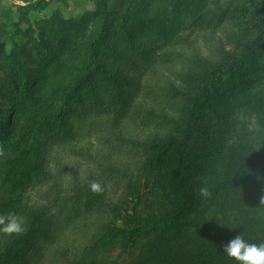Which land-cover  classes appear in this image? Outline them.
I'll list each match as a JSON object with an SVG mask.
<instances>
[{"label":"rangeland","instance_id":"374dc122","mask_svg":"<svg viewBox=\"0 0 264 264\" xmlns=\"http://www.w3.org/2000/svg\"><path fill=\"white\" fill-rule=\"evenodd\" d=\"M263 58L264 0H0V215L25 221L0 263L211 264L216 240L264 243V207L210 190L264 176ZM129 207L166 240H124Z\"/></svg>","mask_w":264,"mask_h":264},{"label":"trees","instance_id":"16d2710c","mask_svg":"<svg viewBox=\"0 0 264 264\" xmlns=\"http://www.w3.org/2000/svg\"><path fill=\"white\" fill-rule=\"evenodd\" d=\"M42 6L40 1H36L35 3L29 5L30 9H39ZM105 25V23H104ZM245 61H247V57L241 55L235 60L231 61L227 68H236L241 66ZM264 63V58L262 59ZM264 70V66L262 68ZM198 100V98H197ZM197 100H193L192 104H190L185 117L183 118V136L184 138L190 136V131L192 128V119L195 113V107L197 104ZM0 139L3 141H7L12 143L6 137V134L2 130L0 126ZM16 150H20V147L14 148ZM218 183H215L211 186V193L213 195L214 203L220 206L228 207L235 209L238 208H254L257 211L261 210V207H264V176H252V175H243V178L240 180L238 186L232 192H222ZM138 203L133 204L131 210L133 211ZM130 207L124 213H121L118 217L117 231L120 236L128 241L133 242L136 238L147 232H154L158 237L166 240L165 235L167 233L169 223L164 219H156V220H146L143 222H135L131 218V214L128 211H131ZM172 216V214H171ZM225 228V227H224ZM14 234V233H13ZM231 239V238H230ZM229 240V238H228ZM228 240L221 241L216 240V246L214 248V256L215 260L211 262V264H239L237 260L233 257H229L224 251L222 245L226 243ZM24 241V238L20 235L16 238H12L9 241L4 243V250L0 254V259H6L14 246H17L20 242ZM221 242V244H219ZM6 249V250H5ZM6 264V263H0Z\"/></svg>","mask_w":264,"mask_h":264},{"label":"clouds","instance_id":"9594fccd","mask_svg":"<svg viewBox=\"0 0 264 264\" xmlns=\"http://www.w3.org/2000/svg\"><path fill=\"white\" fill-rule=\"evenodd\" d=\"M93 192H101L102 185L98 181L90 183ZM207 195L205 189L201 190ZM264 199V197H262ZM25 221L14 213L0 215V232L7 234L20 233L24 230ZM223 251L235 258L239 264H264V243L257 244L247 240L242 233H238L222 245Z\"/></svg>","mask_w":264,"mask_h":264}]
</instances>
